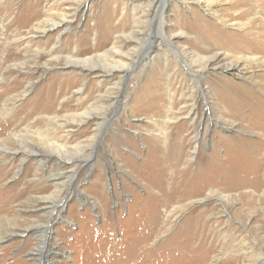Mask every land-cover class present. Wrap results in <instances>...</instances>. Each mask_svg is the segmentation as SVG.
Here are the masks:
<instances>
[{
  "label": "rangeland",
  "instance_id": "rangeland-1",
  "mask_svg": "<svg viewBox=\"0 0 264 264\" xmlns=\"http://www.w3.org/2000/svg\"><path fill=\"white\" fill-rule=\"evenodd\" d=\"M175 1L164 7L165 0L153 6H146L147 0H89L84 8L78 6L80 0H0V109L6 104L11 110L6 118L23 109L20 117L27 122L19 129L29 124L33 131L49 133L66 143L67 152L82 143L81 153L90 159L86 166H74L73 172L62 166L70 173L65 186L59 187L52 179L60 168L55 159L38 152L27 156L30 141L41 152L50 150L39 135L23 134L25 145L14 153L12 145H0V161H7L6 169L0 166V206L6 203L0 210V264H264V86L259 80L264 63H247L251 68L242 75L210 69L193 78L188 63L197 68L196 56L212 53L194 37L196 30L179 23V15L189 26L214 21L217 34L241 31L224 26L215 14L190 0H182L186 5ZM140 3L147 12L144 16L139 11L138 18L134 10H140ZM211 6L222 9L226 19L235 15L222 2ZM163 10L166 30L174 25L184 32L176 46L188 49L186 62L175 48L157 45H166L161 38ZM59 14L67 16V30H34ZM134 18L138 33L124 47L129 55L122 57L133 69L119 98L129 101L145 92L139 108L135 113L128 105L106 111L109 119L99 132L94 131L95 120L66 126L71 114L100 105L93 99L101 88L96 77L65 66L62 57H88L92 65L119 59L109 49L120 36L134 31ZM167 59L168 67L158 80L160 94L148 98L146 86H141L154 63L162 66ZM246 71H253V76ZM226 80L238 89L250 87L256 115L246 111L230 118L214 104L212 93L204 95L208 83ZM48 85L51 91L44 90ZM81 86L82 93L77 91ZM39 88L51 99L48 112L42 103H28ZM70 128L75 130L67 137L65 130ZM237 137L247 142H226ZM110 138L118 140L116 150L108 144ZM150 141L158 142V155L164 154L160 166L149 161ZM161 167L168 191L164 188L166 194L158 197ZM44 190L56 193V213L44 212L36 202ZM34 223L44 229V239L27 230Z\"/></svg>",
  "mask_w": 264,
  "mask_h": 264
},
{
  "label": "bare ground",
  "instance_id": "bare-ground-1",
  "mask_svg": "<svg viewBox=\"0 0 264 264\" xmlns=\"http://www.w3.org/2000/svg\"><path fill=\"white\" fill-rule=\"evenodd\" d=\"M88 1L89 0H80L81 4L78 6H82L85 8L87 7ZM133 1H137V0H133ZM154 1L147 0L148 4L146 6H153L157 2V0H154ZM171 1L176 2L175 0H165L164 7L167 5V3ZM179 1L183 2L182 0H179ZM190 1L192 3L199 5L202 8V10L205 11L206 13L211 12L212 14H215L216 18L219 21H223L222 24L224 26L234 25L236 29L241 31L239 33V32H227L226 30H219L217 34L215 32L216 24L214 21L212 22L209 20H203L202 24L200 25L189 26V25H186L187 22H185V19H183L182 16L179 15V23L190 29L192 28L193 30H196L197 35H194V37L199 38L200 41L203 42L205 47L208 48L209 51H211L212 53L210 56H207V58L197 55L196 61L199 64V66L196 64L198 66L197 68H195L194 65L188 63V66H189L188 71L191 73V76L193 78L203 76V74L206 73V71L210 69L212 70L218 69L220 73L225 72L230 75H239V74L242 75V71L247 70V69L249 70V68H251L250 65H248L247 63H256V62L264 63V0H190ZM214 1L222 2V4L226 5V7H229L230 9L235 11V15H232L234 17L232 19L231 18L226 19L223 16V13H220L222 9H218L217 7L211 6L212 2ZM183 4L186 5V2H183ZM137 7H139L140 10L136 11L133 9L134 16H137L138 18H140L141 15L145 16L147 9L142 8L141 3L137 4ZM139 11L141 12V15H138ZM64 14H59L57 20L48 18L44 21V24L42 27L34 26L33 28L35 31H41L42 33H45L47 31L54 30L56 28L63 27V26H64L63 29L67 30L68 27L66 25H67L68 19H67V16ZM161 15H162L161 38L166 45H162L163 42H157V45H159V48H163L165 46H170V47L175 48L177 52H179V57L182 58L186 62L187 61L186 54H188L189 52L188 49H186L182 45H179V47L176 46L178 42L176 39H178L180 36H184V32L180 30L179 28L175 27L174 25L170 26L172 28V31L166 30L167 22L165 21L166 19L165 10L162 11ZM197 18L198 17L195 16V18H193L192 21H194V19H197ZM133 21H134V28H135L134 31H132L128 36L126 35L125 37L123 35L122 37L120 36L117 39V41L112 45L111 49H109L110 52L112 53L115 52L116 54H118L120 56L119 59L117 60L113 59L111 63L106 64V65H101V64L92 65L89 59H87L88 57L81 58V59L71 58L69 56L62 57V58H65L64 59L66 61L64 63L65 66L70 65L72 67H77L79 72L85 73L88 75H93V77H96L98 80L97 87L101 88L98 97L93 99L94 101L98 99V101L100 102V105L98 103L96 105H92V106L85 108L82 112L78 114H71L70 115L71 120L69 121L67 119L65 120L66 126H71V125L75 126L76 124H80L85 121L95 120L94 121V126H95L94 131H98V130L100 131L105 124V120L109 119L108 118L109 115L106 113V111L113 113L117 109H121L122 107L125 108L128 105L130 111L132 113H135L137 109L139 108L138 106L141 104L140 101L145 98V92L143 94H140L139 96L137 94L138 97H134L132 98V100H129V101L126 98H125L126 100L119 98V96L122 95L123 91L126 89L124 88L125 81L130 75L131 70L133 69V67L131 68L130 63L126 61L127 59L126 60L122 59L123 55H126V56L129 55L128 51L127 52L123 51L124 47L129 45L132 41H134L133 39L134 34L138 33L137 31L138 25L136 24L137 23L136 19L134 18ZM228 22L229 23L231 22V24H229ZM187 34L188 33H186V35ZM58 38H59V35H58ZM216 49H221L222 51L218 52L216 51ZM105 53L109 54L108 50H105ZM22 63L25 64V61H23ZM167 67H168V59L165 60V63L162 64V66L161 64H159V62L157 63L155 62L154 65L150 68V72L152 74H150V76H149V72L146 74V76H149V78L146 80L147 83H145V85L143 84L141 87L146 86L145 90H146V94L148 95V98L159 96L161 87H159L160 83L158 82V80L161 78V71L163 70V68L166 69ZM115 73L117 74L116 77H114ZM252 73L253 71L245 72V74L249 76L251 75L253 76ZM107 77L111 79V81L108 83L106 82ZM168 77L169 75L165 77V80H167ZM1 80L2 78H0V82ZM259 80L262 82V83L260 82L261 85L263 84L264 86V73L260 74ZM83 84H84V81H83ZM102 84L104 86H101ZM30 85L31 84H28L26 89ZM82 86L77 89L78 92H81ZM141 87L138 86L137 89H141ZM238 87H239L238 85L236 86L235 84H230L229 82H227V80L225 83L222 82L221 84L217 82H211V83H208L207 85V88H206L207 91L203 89V92H204V95L205 93L213 94L214 101H215L214 104L218 106L220 111H222V113L225 116H228L230 118L238 117V116H241L242 114L246 115L247 114L246 111L249 114L256 115L258 111L253 110L251 107L253 101H256V97L253 94L252 90L249 89L250 87L247 88L246 86H240V89H238ZM45 89H47L48 91H51L52 86L50 87L48 85L44 87V90ZM110 89L111 90L113 89L115 91L113 95L109 93ZM233 89H235V92L237 93L233 94V92H231V90ZM5 98L7 99V97ZM109 100H112L111 102L113 104L110 103L108 106L105 105L104 103L108 102ZM28 103H32V104L42 103V105L45 106L46 111L49 110L50 107H52L50 106V103H51L50 97L43 94V88H39L35 96L31 98V100ZM5 105L2 109H0V115H1L0 117H3V118H0V132L3 133L2 136L0 137V145H2L3 148L4 146L8 148V145H12L13 148L11 150V153H14L15 151L21 149L22 144L25 145V143H23L24 142L23 134L31 132V133L39 135L42 139V142L45 143L46 148L50 150H48L47 152H41L34 146L33 142L30 141V145H31L30 147L32 148L30 152L27 153V156H31L32 154L37 155L35 154V152H38V153L43 154L42 156H46L47 158H50V159L52 158L55 159L56 161L55 164L60 167L57 170L56 175H52V179L55 180L56 186H59V187L65 186V183H66L65 180H67V177H69V173L71 171L72 172L75 171V168H73L74 166L83 167L89 163L90 159L84 158L83 154L81 153L83 150V147L85 146L84 144L77 143L75 146L72 145L73 147L72 150L70 152L69 151L67 152L65 151L66 143L65 142L58 143L56 140L49 137V133L42 135L38 131H33L31 130L32 128H30L29 124H25L24 128L19 129L21 124H24L25 122H27L25 119L24 120L21 119L23 117H20L21 113L23 112V109H20V111H18L17 113L13 112L14 114L6 118V116L10 114L9 111L11 110L9 111L8 109L6 110ZM28 115L29 114L26 111L24 116L27 117ZM76 115L78 116V119H76ZM217 119H220V116L216 117V121ZM114 121L115 120L110 121V125L113 126V124H115ZM49 124L51 123L49 122ZM57 125L59 126L61 125V127H63L64 124H56V126ZM232 127L237 128V125L234 124L232 125ZM232 127H226V129L228 128L229 130H231L230 128ZM241 129L238 127L237 130H241ZM6 130H7V133H6ZM74 130L75 129L73 128L65 130L67 133L66 136L67 137L70 136ZM162 134L163 136H165L163 131H162ZM229 141L235 142L237 144L242 143L243 145L247 142L246 139L239 138V137H237L233 141L228 140L226 142H229ZM107 142L108 144L113 146L114 150H116L115 146L118 142L117 139L115 140L113 138H110L108 139ZM157 143L155 141H150L149 147L152 149L153 154H152L151 159H149V161H152V163L156 166H160V164L162 165L165 159L163 160L164 154L158 155ZM45 164H46V161L42 163V165H45ZM0 166L6 169L7 161H0ZM62 166L70 167V168L72 167L73 169L69 170L70 172H67V170H65V168H63ZM164 171L162 167L161 169L158 170L159 176H160L159 178L160 181L157 182V188L159 189L158 197H162L163 195L166 194L164 192L166 189V186L162 184L164 183L163 178L165 176L164 173L166 172ZM0 177L2 176L0 175ZM166 191L168 190L166 189ZM48 192H49L48 190H44L43 191L44 195L42 197H39V200H37L36 202L41 203L42 210L44 212L46 213L49 212L53 214V212L54 213L57 212L59 206H57L58 202H55L54 200V196L56 193L55 192L48 193ZM0 193L2 194L1 191ZM4 194H7V193L5 192ZM19 194H21V191ZM4 206H6V203H1L0 210H2ZM27 230L38 235L39 237H41V239L42 238L44 239V236H43L44 229H41L40 224L38 223L30 224ZM41 245H44L43 242L41 243Z\"/></svg>",
  "mask_w": 264,
  "mask_h": 264
}]
</instances>
